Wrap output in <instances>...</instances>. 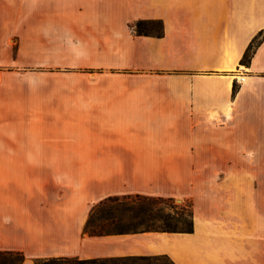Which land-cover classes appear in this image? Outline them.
<instances>
[{"label": "crops", "instance_id": "obj_1", "mask_svg": "<svg viewBox=\"0 0 264 264\" xmlns=\"http://www.w3.org/2000/svg\"><path fill=\"white\" fill-rule=\"evenodd\" d=\"M263 30L264 0H0V256L264 264ZM125 196L193 232L91 236Z\"/></svg>", "mask_w": 264, "mask_h": 264}, {"label": "trees", "instance_id": "obj_2", "mask_svg": "<svg viewBox=\"0 0 264 264\" xmlns=\"http://www.w3.org/2000/svg\"><path fill=\"white\" fill-rule=\"evenodd\" d=\"M138 36L162 38L164 25L160 20H143L135 24ZM264 30L249 45L241 65L249 66L257 48L264 42ZM235 86L234 92L236 93ZM174 199L143 196L110 197L100 202L88 221L91 236L126 235L143 232L192 233L191 206L181 207ZM25 258L18 253H4L0 264H23ZM35 264H174L167 257H128L106 260L50 259Z\"/></svg>", "mask_w": 264, "mask_h": 264}, {"label": "rangeland", "instance_id": "obj_3", "mask_svg": "<svg viewBox=\"0 0 264 264\" xmlns=\"http://www.w3.org/2000/svg\"><path fill=\"white\" fill-rule=\"evenodd\" d=\"M262 37H264V35ZM174 204L177 206L186 207L187 209L190 206V204H183L182 201H177V200L174 201Z\"/></svg>", "mask_w": 264, "mask_h": 264}]
</instances>
